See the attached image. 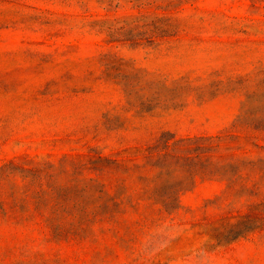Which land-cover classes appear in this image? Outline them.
<instances>
[{"label":"rangeland","instance_id":"374dc122","mask_svg":"<svg viewBox=\"0 0 264 264\" xmlns=\"http://www.w3.org/2000/svg\"><path fill=\"white\" fill-rule=\"evenodd\" d=\"M0 264H264V0H0Z\"/></svg>","mask_w":264,"mask_h":264}]
</instances>
